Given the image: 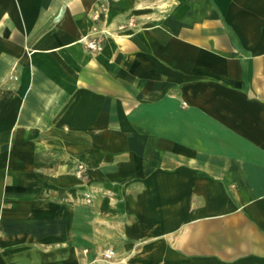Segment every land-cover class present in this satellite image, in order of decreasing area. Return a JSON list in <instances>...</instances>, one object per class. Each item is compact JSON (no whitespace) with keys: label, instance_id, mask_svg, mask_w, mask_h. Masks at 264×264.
<instances>
[{"label":"crops","instance_id":"1","mask_svg":"<svg viewBox=\"0 0 264 264\" xmlns=\"http://www.w3.org/2000/svg\"><path fill=\"white\" fill-rule=\"evenodd\" d=\"M0 264H264V0H0Z\"/></svg>","mask_w":264,"mask_h":264},{"label":"built area","instance_id":"2","mask_svg":"<svg viewBox=\"0 0 264 264\" xmlns=\"http://www.w3.org/2000/svg\"><path fill=\"white\" fill-rule=\"evenodd\" d=\"M86 45L94 51L101 50L103 48V36L102 35H93L85 39ZM114 251L110 248L104 250L102 259L108 261L112 258Z\"/></svg>","mask_w":264,"mask_h":264}]
</instances>
